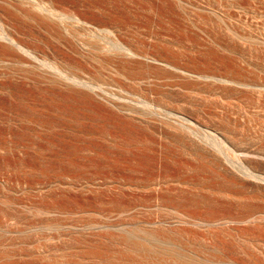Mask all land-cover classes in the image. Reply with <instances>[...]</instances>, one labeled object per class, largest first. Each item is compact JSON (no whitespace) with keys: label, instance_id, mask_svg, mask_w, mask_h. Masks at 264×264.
<instances>
[{"label":"rangeland","instance_id":"374dc122","mask_svg":"<svg viewBox=\"0 0 264 264\" xmlns=\"http://www.w3.org/2000/svg\"><path fill=\"white\" fill-rule=\"evenodd\" d=\"M52 1L195 74L245 77L248 86L230 88L141 59L125 72L40 36L82 76H99L103 91L136 108L153 100L194 139L218 143L225 165L257 161L249 154L264 140V0ZM18 69L0 63V72ZM8 83L0 77V264H27L30 243L35 264H176L173 249L197 264H264V200L252 189L234 198L212 191L228 185L187 147L101 103L60 101L18 80L3 90Z\"/></svg>","mask_w":264,"mask_h":264},{"label":"bare ground","instance_id":"6f19581e","mask_svg":"<svg viewBox=\"0 0 264 264\" xmlns=\"http://www.w3.org/2000/svg\"><path fill=\"white\" fill-rule=\"evenodd\" d=\"M78 26L84 27L86 32H80ZM40 36L68 41L71 46L76 45L89 54L91 60L102 65L116 66L125 72H132L135 68L133 60L141 59L149 66L159 64L178 78L185 76L206 82H220L230 88L248 86L245 77L233 72L228 75L204 71L195 74L159 53H150L128 44L120 37L116 26L100 29L77 13L57 9L52 0H0V63L8 61L19 68L18 71L0 72V77L9 80L8 84H1L3 90L15 89L13 85L18 80L20 89L42 90L60 101L101 103L104 113H110L118 120L138 123L146 129L152 128L187 147L190 152L188 155L201 160L209 173L228 185L224 189L212 187V191L234 198L240 191L252 189L255 198L264 200V140L254 153L249 154L258 158L257 161L233 158L229 167L219 157L224 152L218 143L209 142L208 139H194L192 135L198 136L195 131L183 123L174 124L166 119V114L154 110L161 106L153 100H142L139 103L141 108H136L123 103L122 97L103 91L99 76L94 73L93 77L82 76L81 71L72 66L67 52L52 47L50 42L41 40ZM36 43L42 44V47ZM249 179L258 182L255 188L246 183ZM262 215L259 219L264 221V211ZM195 218L203 221L202 218ZM31 228L33 226H29L28 231L33 232ZM2 232L0 228V234ZM153 238L158 243V238ZM33 244H29L27 264H35ZM171 254L182 261L178 259L176 264H197L183 251L173 249Z\"/></svg>","mask_w":264,"mask_h":264}]
</instances>
